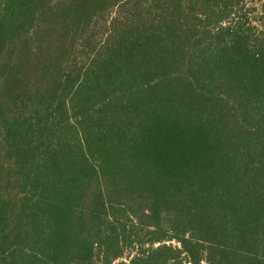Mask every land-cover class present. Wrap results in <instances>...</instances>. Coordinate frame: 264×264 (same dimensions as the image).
Wrapping results in <instances>:
<instances>
[{
    "label": "trees",
    "instance_id": "obj_1",
    "mask_svg": "<svg viewBox=\"0 0 264 264\" xmlns=\"http://www.w3.org/2000/svg\"><path fill=\"white\" fill-rule=\"evenodd\" d=\"M0 264H264V0H0Z\"/></svg>",
    "mask_w": 264,
    "mask_h": 264
}]
</instances>
